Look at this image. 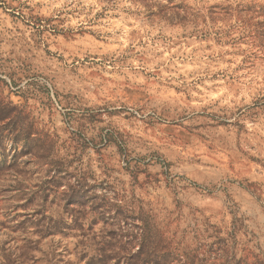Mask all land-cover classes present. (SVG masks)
Here are the masks:
<instances>
[{
	"label": "rangeland",
	"instance_id": "obj_1",
	"mask_svg": "<svg viewBox=\"0 0 264 264\" xmlns=\"http://www.w3.org/2000/svg\"><path fill=\"white\" fill-rule=\"evenodd\" d=\"M0 101V264H264V0H0Z\"/></svg>",
	"mask_w": 264,
	"mask_h": 264
},
{
	"label": "trees",
	"instance_id": "obj_2",
	"mask_svg": "<svg viewBox=\"0 0 264 264\" xmlns=\"http://www.w3.org/2000/svg\"><path fill=\"white\" fill-rule=\"evenodd\" d=\"M10 127V128H9ZM31 126L24 129L19 122L18 110L11 103L0 101V177L9 169L10 165L5 155L4 143L11 144V151L17 153V145L32 140ZM8 167V168H7ZM167 262V260L165 261Z\"/></svg>",
	"mask_w": 264,
	"mask_h": 264
}]
</instances>
